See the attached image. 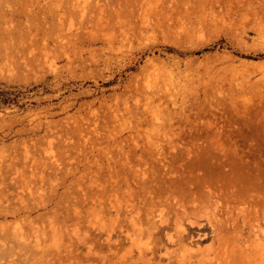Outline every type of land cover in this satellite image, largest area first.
Returning <instances> with one entry per match:
<instances>
[{"label":"rangeland","instance_id":"1","mask_svg":"<svg viewBox=\"0 0 264 264\" xmlns=\"http://www.w3.org/2000/svg\"><path fill=\"white\" fill-rule=\"evenodd\" d=\"M0 264H264V0H0Z\"/></svg>","mask_w":264,"mask_h":264},{"label":"bare ground","instance_id":"2","mask_svg":"<svg viewBox=\"0 0 264 264\" xmlns=\"http://www.w3.org/2000/svg\"><path fill=\"white\" fill-rule=\"evenodd\" d=\"M205 207H206V206H205ZM209 209H210V208H209ZM211 210H212V209H210V211H211ZM212 211H213V210H212ZM195 212H196V211H195ZM198 213H199V212H198ZM194 214H195V213H194ZM205 214H206V213H205ZM208 215H209V214H208ZM198 217H199V216H198ZM207 217H208V216H207ZM207 217H206V218H207ZM210 218H211V217H210ZM246 219H247V217H246ZM247 220H248V219H247Z\"/></svg>","mask_w":264,"mask_h":264}]
</instances>
